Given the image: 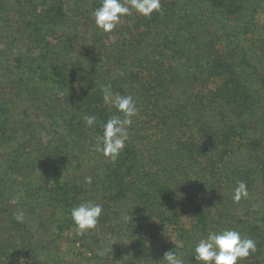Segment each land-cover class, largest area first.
Wrapping results in <instances>:
<instances>
[{
  "label": "trees",
  "instance_id": "trees-1",
  "mask_svg": "<svg viewBox=\"0 0 264 264\" xmlns=\"http://www.w3.org/2000/svg\"><path fill=\"white\" fill-rule=\"evenodd\" d=\"M160 2L106 33L100 0H0V264H197L195 241L231 224H251L245 264H264V207L232 200L241 181L264 192V0ZM105 84L138 108L115 161L91 150L115 112ZM85 200L103 212L79 236Z\"/></svg>",
  "mask_w": 264,
  "mask_h": 264
},
{
  "label": "clouds",
  "instance_id": "clouds-1",
  "mask_svg": "<svg viewBox=\"0 0 264 264\" xmlns=\"http://www.w3.org/2000/svg\"><path fill=\"white\" fill-rule=\"evenodd\" d=\"M160 8V0H100L99 6L93 9L91 15L95 26L107 33L116 29L123 17L134 12L148 17ZM100 91L103 102L115 112L99 124L101 134L95 137L91 150L115 161L126 146L129 129L133 124V118L138 115V108L132 95H122L113 91L111 84L101 85ZM83 119L90 128L98 123L95 115H86ZM85 183L91 184L92 177H85ZM248 197L247 185L242 181L238 182L232 190L233 202L238 203ZM102 212L103 205L92 200H85L72 207L70 216L75 225L76 235L83 236L89 230L95 229ZM13 216L18 223L24 222L22 210L15 212ZM122 222L129 227L132 215H123ZM113 244L110 245L111 249ZM110 248L105 247L98 254L103 256ZM256 251L254 239L243 236L236 229L225 228L218 231L209 230L207 235L195 241L192 258L197 264H240V261ZM162 260L164 264H184L176 250L165 252ZM20 264H24L23 259Z\"/></svg>",
  "mask_w": 264,
  "mask_h": 264
},
{
  "label": "rangeland",
  "instance_id": "rangeland-1",
  "mask_svg": "<svg viewBox=\"0 0 264 264\" xmlns=\"http://www.w3.org/2000/svg\"><path fill=\"white\" fill-rule=\"evenodd\" d=\"M255 185L257 187L254 190L250 191L249 193L253 194L252 195V200L255 201V203H256L255 206H257V208L260 209L259 207H262V208L264 207V192L261 189L263 187V185H260L259 182H257V181H256ZM223 200L224 201L226 200L225 196H223ZM231 208L233 209V212H235V214H236L237 211H238V208L236 206L230 207V209ZM254 209H256V208H254ZM254 209H251L250 212L252 210H254ZM260 210H262V209H260ZM242 219L245 220V218H242ZM210 225L213 226L212 224H210ZM231 225L235 226V227H232V228L240 231L243 236H246V237H249V238H252V239L256 240L253 237V235H250L253 232V230H250L251 229V226H250L251 224H231ZM256 225H262V224H252V226H256ZM244 226H246V229L242 228ZM14 233H15L14 234V240H15L16 245H18L19 242H20V238H19L20 237V233L19 232H14ZM27 233L29 234L31 232H27ZM24 234H26V233L24 232ZM261 234H263V236H264V230L263 229H262V233H260V230L258 229L254 235L261 236ZM26 236H27V234H26ZM106 236L108 237L107 234L103 235L102 237L106 238ZM63 247H65V243L64 242H63ZM262 258L264 259V253H262V255H260V257H259V259H262ZM245 260L246 259H244L243 261H240V264H245ZM65 261H68V260H65ZM183 261H184V264H188V263H186V261L184 259H183ZM68 263L69 264H74L73 261H71V262L68 261ZM90 264H105V262L98 261L97 263L91 262Z\"/></svg>",
  "mask_w": 264,
  "mask_h": 264
}]
</instances>
